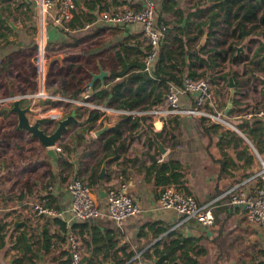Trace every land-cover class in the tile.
<instances>
[{
	"label": "crops",
	"instance_id": "1",
	"mask_svg": "<svg viewBox=\"0 0 264 264\" xmlns=\"http://www.w3.org/2000/svg\"><path fill=\"white\" fill-rule=\"evenodd\" d=\"M218 2L219 0H115V8L142 7L147 4L153 6L154 21L165 22L168 26L167 37L159 47L180 52V55L177 53L172 55L173 60H166L165 68L182 77L190 72L196 74L205 72V77L213 82L219 104L225 108L232 99L231 107L227 114H224L232 126L204 120L201 122V119L184 115L155 120L145 116L144 127L141 123L136 125L130 132L131 137L128 135L129 123L121 122L119 130L123 139L121 142H114L111 148L104 145V138L109 135L112 128L98 136L94 135V131L90 132L85 140L81 138L83 133L81 137L75 135L81 123L71 124L53 147L55 156L52 157L47 154L48 149L44 148L37 138L32 137L25 130L15 129L16 114L8 111L11 104L0 105V235H5V245L0 248V264H14V260L21 254L18 247L22 242H17L15 247H12L15 238L19 235L24 238L22 247L32 249L37 254L38 260L35 264H69L67 240H60L52 235L59 233L63 237L55 218L65 222L69 234L73 224L88 222L90 226L100 230L113 231L121 243H128L132 249L148 242L136 253L135 261L130 264H153L158 260L159 257L152 248L170 231L176 233L175 237H192L197 242L194 247L191 245L184 247V250L176 249L174 259L166 260L168 264L190 263L192 256L199 264H256L258 260H264L262 228L246 218L243 206L229 204L228 196L223 195L237 180L246 178L258 168L259 158L264 161V147L258 151L244 135L242 130L245 126H240L243 123L253 122H261L264 125V116L244 120L240 115L249 107L264 110V92L263 95L261 94L262 99H253L241 91L244 77H262L260 73L264 72V63L261 64L264 60V38L255 35L258 29L250 33L246 32L237 45L241 49L237 50L234 47L232 52L236 56H254L261 69L255 70L251 65H246L243 70L242 65L246 61L236 63L226 61L219 71V66L213 63L209 69L205 64V58L209 56L213 62L216 58L214 53L206 54L201 51V47L205 45L207 48L214 47L215 37L211 35L210 27L214 29L218 21L210 26L209 17L213 11L218 10ZM30 8L31 12L26 14L31 16L26 17L25 7L13 3L7 6L0 0V12L3 17L7 16L9 11L10 14H14V22L7 21L11 26L10 30L3 28L5 37L0 39L12 41L17 47L16 51L19 52L23 51L24 46L36 40L37 27L36 36L33 30L37 25L35 2ZM54 13L55 10L46 16L45 43L46 49L50 50L47 55L50 58L60 54L62 58L51 62L45 74L47 80L45 92L51 97H38L34 103L28 97V94L35 93L39 89L36 71L35 75L29 74L25 69L22 70L23 74L19 72L21 77L19 83L30 89L18 88V82L10 83V77L7 78V85L3 87V83L0 87L4 96L10 94L23 96L20 100L21 106H25L28 102L34 104L36 110L30 115L32 122L37 117H49L48 124L44 125L49 131L54 128L57 117L67 114L65 108L75 105L66 102L65 99L77 100L89 95L90 100L91 95L102 89L97 80L92 92L88 93L85 85L90 80V72L97 73L99 68L106 71L105 87L108 86L113 75L115 80L135 77L141 73L142 56L148 48L147 39L139 23L109 25L98 19L99 13L93 21L85 22L82 27L71 28L67 24V28H64L52 21ZM88 23L90 26L85 28V24ZM221 24L226 29L225 24L223 22ZM204 28L208 29L209 37L206 44L200 46ZM218 34L219 32L216 33L217 36ZM252 41L259 43L256 50L258 53L255 54L253 50L246 54L243 44ZM178 44L181 46L177 47ZM6 55H0V77L3 72L7 73L5 70L8 68L9 58H15L13 55L7 57ZM229 72L231 74L228 75ZM233 74H235V82L233 81L232 89L229 85V77H233ZM71 75L75 76L74 81L71 80ZM11 79L13 80L14 77ZM134 86L135 82H132L129 88L133 89ZM255 89L257 90L255 97H260L259 87L256 86ZM96 97L99 96H94ZM193 100L191 94L180 96L182 107L190 106ZM146 101L147 99L142 103ZM38 108L41 114L38 113ZM117 117L109 116L108 119L114 121ZM3 123L10 124L11 130L8 129L10 132L2 133L7 129V125L4 127ZM206 124L216 126V131L204 132L202 126ZM151 130L163 144L165 152H159L150 136ZM228 130L241 137L242 141L229 135L224 137ZM70 136L74 137L70 139V149L64 152L57 151L56 146L61 147ZM244 145H247L246 148ZM151 156L159 159V162H179L185 174L180 182L181 189L192 194L197 202L206 203L214 200L211 206L214 217L212 225L203 226L195 219H190L170 230L177 220V213L172 209L159 207L158 196L163 187L155 184L153 172L148 171L152 164ZM103 160H106L105 176L108 177V180L104 181L105 184L126 183L128 192L139 205L140 211L135 216L119 222L112 220L106 212V200L97 196L99 193L97 189L94 194L97 204L102 209L101 215L89 220L75 221L68 211L70 197L67 185L75 178L88 182L90 177L98 175ZM256 183L249 181L245 188L253 190ZM48 195L55 200L61 215L34 214L33 206ZM150 224L161 226L165 231L154 238L153 231L149 229ZM45 228L47 235L43 233ZM41 234L43 239L44 236L45 238L48 236L51 247L47 251L45 239L42 247ZM38 242L41 245L39 250H37ZM80 248L82 264L89 263L91 260L84 256V251L86 256H91L90 252L83 246ZM147 250L149 254L142 255Z\"/></svg>",
	"mask_w": 264,
	"mask_h": 264
},
{
	"label": "trees",
	"instance_id": "2",
	"mask_svg": "<svg viewBox=\"0 0 264 264\" xmlns=\"http://www.w3.org/2000/svg\"><path fill=\"white\" fill-rule=\"evenodd\" d=\"M1 1L5 2L7 6L13 3L16 6L25 7V14L27 12H31L30 5L34 4L33 0ZM74 1L76 10L74 11L72 18L67 23L71 28L82 27L85 22L93 21L96 16L104 10L120 9L115 8V0ZM78 3L81 5L80 7L78 6ZM217 6L218 10L213 11L210 14V26L213 23L216 24L217 21H221L225 24L226 29H224L225 33L217 36L216 33H218V24H216V27L214 29L210 27L211 35L215 37L214 47L207 48L206 45L201 47V51L203 50V52H205L206 54L214 53V57L216 58L215 62H213L211 60V57L209 56L208 58H205V64L207 65V67H209V69L212 67L213 63L215 64V66L220 67L226 61L231 63L247 61V56L242 57L241 55H233V48L238 45L240 40L245 36L246 32L250 33L255 29L264 31V0H219ZM132 8L139 9L141 7ZM9 20H12L14 22V14H10L9 11V14L7 16L4 15L3 17V14L0 12V37H5V34L2 31L3 28L10 30L11 26L7 22ZM179 46L181 45L178 44L177 47ZM176 51L177 50H166L159 47L158 55L151 72L143 71L142 64L141 73L137 74V76L135 77H127L124 79L121 78L119 80H115L116 78L113 79L115 75H113L108 86L91 95L90 98L92 97V99L90 100L95 102L96 104L103 103L112 106L113 108L125 110H144L161 103L164 99V90L167 84L169 82H173L177 85H181L183 80L182 75H176L175 73H172L165 68L166 60H173V54L177 53L178 55H180V52ZM229 74L231 73L229 72L228 75ZM186 76L205 77L206 74L205 72H202L200 74L190 72ZM232 76L234 81L235 74H233ZM70 78L72 81H74L75 76L71 75ZM224 78L226 79V77ZM132 82H135V86L133 89L129 88V85ZM148 86V90H150L149 92L147 90ZM96 95H98L99 97L94 98V96ZM145 99H147V101L142 103ZM72 109H75L77 118L79 120L81 119L80 129L75 132V135L76 137H81V134L83 133V136L81 138H84L85 140L87 136L90 135V132L95 131L98 126H101V121L107 117L99 110L81 107L78 105L67 106V109L65 111L66 113H69ZM144 119L145 116L141 115H137L134 117L125 115L123 116V120L121 122L129 123L128 135L131 137L132 133L130 132L136 125L141 123L144 127ZM200 121L204 122L203 120ZM119 124L109 131V135L104 138V145H108L113 148L114 142L122 141L123 135L119 130ZM240 126H245L242 130L244 135L251 141V143L258 151H261L264 147V125L261 122H253L249 124L243 123ZM202 127L204 132L206 133L216 131V126L206 124V126ZM228 133L225 134L224 137L229 135V137L231 138L235 137L238 141H242L241 137L235 135L233 131L228 130ZM72 138L74 137L70 136L69 139L61 145V147L59 146L60 152H64L70 149V139ZM246 146L244 145L245 148ZM151 160L152 164L148 168V171L153 172L156 185H161L162 187L166 185H174L178 188H181L180 182L182 181V178L183 176H185V174L179 162H159L154 156H151ZM101 180L102 179H100L98 175H94L93 177H90L88 179V184L92 192H96V190L99 188L106 187L105 182L108 180V177L105 176V180H103L102 184H100ZM240 180H242V178L237 180V182ZM97 196L100 197V195ZM42 201H44L46 206L59 210L57 204L55 203V200L50 195L46 196L45 198H41L39 202ZM55 220L60 226L63 237H61L59 233H53L52 235H55L60 240H65L67 235L69 234V230L65 222H62L58 218H55ZM149 229L153 231L154 238L158 237L165 231L164 228L155 224H150ZM70 232L73 236H75V238L79 242V245L87 248L90 252L91 256H86L84 251V256L91 260L87 264H105L106 262H113L114 264H130L131 262L135 261L134 256L136 255V253L143 249V247H145V245L148 243L144 242L142 244H139L136 249H132L130 248V245L128 243H121L120 239L117 238L116 234H114L113 231L100 230L97 227L90 226L88 222H77L73 224L71 226ZM43 233H47L46 228L43 229ZM175 234L176 233L174 231L166 233V235L160 238L153 246L152 251L159 257L158 260L153 262V264H168L166 260L169 258L174 259V251L176 249L184 250V247L191 245L192 247H194L196 245V239L192 237H175ZM44 239L46 247L45 250L47 251L51 246L48 243V236L47 238H45L44 236ZM23 240L24 238L19 235L15 238L14 243L12 244V247H15L17 242H22V244L18 247L21 254H19L17 256V259L14 260V264H35L38 260L37 254L32 249L22 247L24 244ZM4 245L5 235H0V248H2ZM40 246L41 245L38 242L37 250L41 249ZM63 253H65V250L63 251ZM148 254V250L142 253V255L145 256ZM81 261L83 263V259ZM174 264L180 263L176 262ZM186 264H199V262L194 256H192L191 262H186ZM256 264H264V260H258Z\"/></svg>",
	"mask_w": 264,
	"mask_h": 264
},
{
	"label": "built area",
	"instance_id": "3",
	"mask_svg": "<svg viewBox=\"0 0 264 264\" xmlns=\"http://www.w3.org/2000/svg\"><path fill=\"white\" fill-rule=\"evenodd\" d=\"M34 2L36 4L37 20V55L34 65L39 89L35 93L28 94L32 103L38 97H51L45 92L47 84L45 75L47 73L46 62L49 59L45 49L46 16L55 10L51 18L52 21L57 26L67 28V22L72 18L76 10L74 0H34ZM98 19L109 25L139 23L148 43V48L142 56L143 71L151 72L158 55V48L166 39L168 31V26L165 22L156 23L154 21L153 6L147 4L139 9L124 7L104 10L99 14ZM89 26V23L85 24V28ZM182 94L193 95L194 100L190 106H181L180 96ZM22 98L23 96L20 95H5L0 97V105L11 104L14 99L21 100ZM65 101L81 107L96 109L108 115H115V117L125 115L134 117L141 115L155 120L169 116L184 115L196 117L215 124L232 126L226 116H224V108L219 104L215 96L213 82L207 77L185 76L183 77L181 85L169 82L164 90L163 101L146 110H125L113 108L106 104H96L89 100V95H85L81 99H65ZM31 108L33 111L36 110L34 104H31ZM37 111L40 114L42 113L40 108ZM240 115L242 119L250 120L255 116H264V110L249 107ZM56 150L60 151V147L56 146ZM249 181L257 182L253 190L245 188V185ZM67 190L70 197L68 211L75 221L89 220L101 215L102 209L97 204L94 193L87 181L75 178L67 185ZM223 195L228 196L229 204L243 206L246 218L258 224L264 234V161L261 158H259V166L255 171L230 186ZM105 200L107 215L116 222L133 217L140 211L139 205L128 192V185L124 182L108 184ZM213 201L199 203L192 194L174 185L164 186L158 196L160 208L172 209L177 213V220L173 223L170 230L177 228L190 219H195L203 226L212 225L214 222L211 211ZM33 211L37 216L61 215L60 210L50 208L43 202L35 204ZM66 240L69 251V264H82L79 242L72 234H68Z\"/></svg>",
	"mask_w": 264,
	"mask_h": 264
},
{
	"label": "water",
	"instance_id": "4",
	"mask_svg": "<svg viewBox=\"0 0 264 264\" xmlns=\"http://www.w3.org/2000/svg\"><path fill=\"white\" fill-rule=\"evenodd\" d=\"M79 4V3H78ZM11 24V22H10ZM208 37V29L204 28V32L200 39V46H203L207 42ZM237 50H240L241 48L239 46H235ZM62 56L60 54L50 56V58L46 62V68L48 65L53 62L55 59H61ZM90 80L86 83L85 87L88 88V93L90 94L92 92V88L94 83L98 80L100 83V87L104 88L105 83V77L107 76V72L99 68V71L97 73L90 72ZM229 85L233 89L234 82L233 78L229 77ZM232 99L229 100L228 105L224 108V114H227L229 108L231 107ZM8 111L13 112L16 114V130H25L30 133V135L34 138H37L40 142V144L47 148V154L54 157L55 156V150L53 147L56 145V143L63 137L64 133L68 130V127L71 124H80L81 120H79L76 116L75 109H72L70 113H67L63 116H60L55 121V126L52 130H47L44 125H47L50 118L47 116L44 117H37L31 121L30 115L33 114V109L31 108V102H28L25 106H21L19 99H14L11 102V106L8 108ZM123 120V116H118L114 121H109L108 118H104L101 122V126L98 127L94 131V135L98 136L100 134L105 133L109 129L117 126L121 121ZM150 136L152 137V140L155 142L158 150L160 153L165 152V148L163 144L159 141L157 138V135L155 132L150 131ZM106 160H103L98 176L100 179V184L103 183V179L106 175ZM100 197H105V192L103 189H100L99 191ZM41 240H42V247H44V239L41 234ZM153 243V242H152Z\"/></svg>",
	"mask_w": 264,
	"mask_h": 264
},
{
	"label": "rangeland",
	"instance_id": "5",
	"mask_svg": "<svg viewBox=\"0 0 264 264\" xmlns=\"http://www.w3.org/2000/svg\"><path fill=\"white\" fill-rule=\"evenodd\" d=\"M25 15H26V17H29L28 14H25ZM35 16H36V14H35ZM36 22H37V20H36ZM221 23H222L221 21H218V30H217V32H219L218 35L225 33L224 32V25H222ZM36 27H37V25L33 27L34 35L36 34ZM257 31L258 32H255V33H257L255 35L258 36L259 38L260 37L264 38V31H261V30H257ZM221 36H223V35H221ZM221 36H219V37H221ZM34 42H36V40L33 41V43H30V44L24 46L22 49L23 51L19 52V51H16L17 47L15 46V44L12 41L0 39V55L2 54L4 56L5 54H7L6 57L8 55L15 56V58H9L8 68L5 70V71H7V73L3 72L2 76L0 77V87L3 83H4L3 87L5 85H7V83H8L7 78L10 77V79H9L10 83L11 82H18V85H17L18 88L30 89V87H28V86L23 87V84H20L21 83V77L19 75V72H21V74H23L22 70L25 69V71L28 72L29 74L32 75V73H33V75H35L36 69H35L33 62H35L36 55H37V42L36 43H34ZM258 45H259V43L256 41H252L249 44L245 42L243 44V46H245V48H244L245 53L249 54L253 50H255V54L258 53V51H256L258 48ZM45 49H46V47H45ZM46 52L49 54L50 50L46 49ZM247 58H248V60L242 65L243 70H245L246 65H251L255 70L261 69V66L257 64L256 58H254V56L247 57ZM262 63H264V60L261 62V64ZM221 67H223V65L219 67L218 71L220 70ZM263 73H260V75L262 76L261 78H256L255 76H246L243 78L244 83L241 86V91L244 92V95L251 96V98H253V99L261 98V94L263 95V92H264V74ZM12 77H14L13 80L11 79ZM20 85H22V87H20ZM256 86L259 87L258 92H259L260 97L259 96L255 97L256 91H257L255 89ZM2 96H4V93H2V91L0 89V97H2ZM244 104H247V103H244ZM246 107H247V105H246ZM65 110H66V108H65ZM102 113L105 116H107L106 118H108L109 116H115V115H108L104 112H102ZM3 124H4V127L7 125L6 123H3ZM6 128L7 129L5 131H2V133L10 132V130H11L10 124L7 125ZM8 129H10V130H8ZM116 184H118V183H116ZM107 186L105 188H99L98 191H100V189H103V191L106 193ZM97 195H99V193ZM94 196L96 198V194H94ZM103 198H105V197H103Z\"/></svg>",
	"mask_w": 264,
	"mask_h": 264
}]
</instances>
